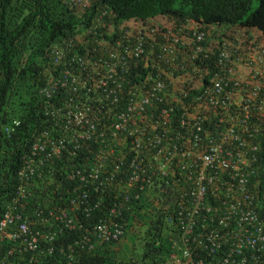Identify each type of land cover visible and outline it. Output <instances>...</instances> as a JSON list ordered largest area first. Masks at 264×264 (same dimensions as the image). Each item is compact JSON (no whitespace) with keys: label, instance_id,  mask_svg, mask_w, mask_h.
Segmentation results:
<instances>
[{"label":"built area","instance_id":"built-area-1","mask_svg":"<svg viewBox=\"0 0 264 264\" xmlns=\"http://www.w3.org/2000/svg\"><path fill=\"white\" fill-rule=\"evenodd\" d=\"M62 1L75 7L87 0ZM191 37L193 43H198L204 36L203 33L192 32ZM138 42L127 47L134 57L142 53V45ZM123 53L127 54V49ZM61 54L56 52V63L63 59ZM85 62L83 59H71L67 65L75 63L73 69L84 73L71 78L72 72L66 71L62 80L50 82L41 92L45 98H50L58 85L71 86L74 93L78 92V100L76 103L70 100L73 104H66L53 112L54 131L60 133L58 138H53V131H44L31 145L19 172L21 185L6 205L0 220V264H18L26 254L36 251L40 256L52 253L51 249L38 250V245L52 240L56 229L75 222L74 212L83 207L79 198L72 197L78 187L59 194L62 195L60 200L66 196L69 207H61V204H55V200L51 203L48 200L42 207H35L31 214L26 211L27 206L33 201L39 183L50 177L52 162L66 149V144L89 140L95 132L97 137L106 139L103 134L106 127L112 128L110 142L118 136L127 137L134 142L130 148L135 155L141 151L145 153L139 163L132 161L130 164L134 177H131L129 186H133L139 175L145 172L154 174L161 161L167 166L175 163L179 169L177 174H172V182L165 181L167 187L172 189V184L179 182L177 176L183 179L181 172L186 174L188 189L182 186L185 190L179 194L175 209L180 235L177 241L172 242L171 253L159 264H264V182L258 189V146L254 142L264 123V38H253L241 44L236 38L223 42L217 81L231 77L233 65L239 62L247 67L248 72L240 83H236L239 87L236 91L222 94L220 90L213 89V92L197 96L192 106L184 108L181 115L184 129L193 123L196 129L205 122H212L205 131L196 129L203 135L201 137L200 134L193 143L197 149L195 152L182 150L177 153L175 148L163 144L169 136L163 127L172 108L169 111L163 109L146 120L136 116L145 105L158 100L156 93L162 89L159 82H154L150 90L138 96L133 94L127 111L116 115L114 122L105 126L104 121L108 120L117 104L122 77L108 78L107 82L99 67H84ZM119 64L122 72L124 57ZM9 131L7 127L4 133L8 135ZM105 155L97 156L83 171H72L67 179L92 183L98 169L103 166ZM139 189L144 190V186ZM52 195H48L49 199ZM82 196L86 197L85 194ZM117 214L112 210L106 215L103 225L97 227L98 234L107 233V230L116 235L123 233L122 227L110 220ZM205 255L217 258L207 260ZM32 262L30 259L29 263Z\"/></svg>","mask_w":264,"mask_h":264},{"label":"clouds","instance_id":"clouds-1","mask_svg":"<svg viewBox=\"0 0 264 264\" xmlns=\"http://www.w3.org/2000/svg\"><path fill=\"white\" fill-rule=\"evenodd\" d=\"M59 3L70 9L76 16L77 23L80 24L76 29V34L57 41L50 50V71L44 75L43 84L38 88L37 96L43 101V118L47 126L32 141L29 151L24 155L23 163L17 172L18 185L3 207L0 220L2 219L6 205L14 198L16 190L21 185L19 181V172L23 169L24 160L30 152L31 145L39 138L44 131H53V138H58V131H54L52 116L55 111L63 108L66 104L76 103L78 92L74 93L72 87H60L58 85L50 98H45L41 93L50 82L63 79L66 71H71L72 77L84 73L80 70L75 71L72 66L67 65L71 59L85 60L84 67L100 68L101 74L108 81V78L122 77L121 87L117 92V104L104 125L114 122V117L127 111L129 100L133 94L138 96L147 90H150L154 82H159L162 89L156 93L158 100L149 105H145L142 112L136 113L140 120H146L150 115H157L161 110H170L169 116L165 120V126L169 136L164 139L163 144L175 148L177 153L182 150L195 152L197 149L193 143L198 139L202 131L207 130L211 123L205 122L200 131H196L194 123L184 129L181 123V115L184 108L192 106L193 100L204 93L213 92V89L220 90L225 94L239 89L236 83H240L241 78L248 72L247 67L240 62L234 66V74L225 80L217 81L216 74L219 71V59L222 52L224 41H234L247 43L253 38H264V35L255 28L236 27L234 25L207 24L204 20H190L185 18H175L177 16L160 15L145 20L116 21V14L107 8L95 5L93 0H87L81 5L69 6L62 0ZM146 31V35L143 33ZM192 32L203 33V39L198 43H193ZM140 42L142 53L134 57L127 47ZM138 42V43H139ZM153 48L157 51L152 53ZM127 49L128 53H123ZM147 49L150 50L146 56ZM198 49V50H197ZM62 52L63 59L55 62L56 52ZM124 57L125 67L121 72L119 60ZM136 74L132 76V72ZM128 74L132 78L128 79ZM175 79L181 80V86ZM239 80V81H238ZM109 87V84H108ZM72 100L73 103L70 102ZM66 112V110H60ZM16 122V125L13 124ZM17 119H12L0 125V141L2 138H9L18 128ZM9 127L10 131L4 133ZM56 129V127H55ZM261 134L255 141L258 150V189L264 182V123L261 128ZM97 130V128H96ZM112 128L106 127L103 133L106 139L96 136V132L89 140L77 144H66V149L60 152L58 158H54L51 166L52 173L49 178L39 183L35 190L33 201L27 206L26 211L33 213L37 206L42 207L45 201L55 200V204H61V207H69V201L66 196L63 200L59 198L66 191H73L77 186L75 196L82 201V208L74 212L75 222L68 226H63L55 230V236L52 240L45 241L43 245H38V250L51 249L52 253L46 256H40L36 251V258L43 260L51 257L55 252L54 245H68L66 249L58 248L60 254H63L66 263L71 264L75 261L78 251L92 254L97 248H105L117 242H125L124 245H131L138 235L143 237L146 228L140 225L141 219L146 216L152 217L155 214H162V232L164 238L169 241V248L161 261L171 253L172 242L177 241L180 235L178 224L175 222V209L178 202V196L187 187L185 180L186 174L182 173L183 179L179 176V182L172 184L173 188L167 187L165 181L172 182V174L178 173L179 169L175 163L167 166L161 161L157 164L154 174L145 172L139 175L138 180L129 186L132 175L130 164L132 161L139 163L141 157L145 155L141 151L135 155L131 151V145L134 142L130 138H118L110 142L109 134ZM99 130H97L98 132ZM66 133V132H62ZM179 135V136H178ZM203 132L201 134V137ZM68 139V135L66 137ZM94 144L91 156L79 154L87 149L90 143ZM101 154H106L103 166L98 169L97 177L92 183L84 184L78 179L69 181L67 175L72 171H83L87 165L92 163L95 158ZM178 159V157H176ZM69 159H77L68 167H59L62 162ZM188 160V159H187ZM186 161V160H185ZM107 162V163H106ZM58 165V169L56 166ZM176 166V167H175ZM175 167V168H174ZM185 175V176H184ZM144 186L140 191L139 187ZM53 193L52 199L48 195ZM62 194V195H59ZM86 195L84 198L82 195ZM58 198L55 199V197ZM41 201H39V199ZM85 209V211H84ZM114 210L119 213L110 220L122 227L123 233L116 235L107 230V233L98 234L97 227L103 225L102 222L107 218L106 215ZM35 231L34 228H30ZM131 232L138 233L131 239ZM115 235V236H114ZM131 248L125 247L120 254V258L127 260L130 257ZM31 254V253H29ZM27 255V254H26ZM25 257V256H24ZM207 260L215 259L217 256L208 257ZM33 259V258H30ZM27 260L28 264L29 260ZM21 260L18 261V264ZM159 262V263H160ZM157 263V264H159Z\"/></svg>","mask_w":264,"mask_h":264},{"label":"trees","instance_id":"trees-1","mask_svg":"<svg viewBox=\"0 0 264 264\" xmlns=\"http://www.w3.org/2000/svg\"><path fill=\"white\" fill-rule=\"evenodd\" d=\"M95 5L116 14V21H137L160 15L190 20H204L207 24L234 25L255 28L264 35V0H93ZM76 16L59 0H0V125L12 119L19 122L9 138L0 141V217L4 203L14 193L17 172L30 144L47 124L43 118V101L37 96L44 75L50 71V50L59 40L76 34ZM146 35V31L143 32ZM157 51L153 48L152 53ZM150 50L147 49L146 56ZM133 71V70H132ZM138 73V72H137ZM136 73V74H137ZM134 71L132 76H136ZM128 74L127 78H132ZM181 86V80L175 79ZM99 130V127H97ZM106 138V137H105ZM94 144L79 154L91 156ZM77 159L64 160L59 167H68ZM107 163V162H106ZM58 169V165L56 166ZM42 198L39 199L41 201ZM146 228L143 237L124 245L128 239L92 254L78 251L71 264H157L169 248L162 232V214L141 219ZM129 234V239L137 235ZM54 254L40 260L36 253L25 255L19 264H67L58 248ZM125 247L131 248L127 260L120 258Z\"/></svg>","mask_w":264,"mask_h":264}]
</instances>
